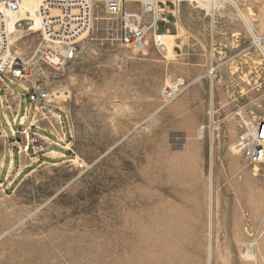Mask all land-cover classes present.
<instances>
[{"label":"rangeland","instance_id":"rangeland-1","mask_svg":"<svg viewBox=\"0 0 264 264\" xmlns=\"http://www.w3.org/2000/svg\"><path fill=\"white\" fill-rule=\"evenodd\" d=\"M171 1L174 14L168 24L157 21L156 31L170 29L183 43L172 55L151 42L142 52L122 47L117 22L98 3L94 14L103 20L76 57L37 76L66 114L71 155L38 161L11 187L0 185V264H208L209 246L212 264H264V163L253 171L234 153L242 119L228 117L244 107L264 119V61L258 65L252 52L255 65L203 79L211 31L226 48L236 38L248 47L252 37L226 3L208 13ZM233 1L252 28L264 30V0ZM36 44L35 34L23 32L12 51L26 61ZM179 79L197 82L160 110L163 84ZM2 80L20 91L8 76ZM211 101L222 123L210 171ZM209 178L218 197L211 210ZM248 250L256 262L245 259Z\"/></svg>","mask_w":264,"mask_h":264},{"label":"built area","instance_id":"built-area-1","mask_svg":"<svg viewBox=\"0 0 264 264\" xmlns=\"http://www.w3.org/2000/svg\"><path fill=\"white\" fill-rule=\"evenodd\" d=\"M23 1L0 0V78L8 76L11 82L29 83L30 102L46 98L45 91L36 80L43 68L59 71L76 57L80 43L98 20L94 14L98 3L102 5V12L117 22L118 42L122 47L142 52L151 42L158 52H167L164 41L167 33L159 34L156 23L162 21L167 24V3H172L175 8L171 0H32V16L29 10L23 8ZM22 10L24 13L21 18ZM12 14L17 17L11 18ZM35 23L38 27L33 34L37 37V44L30 57L22 61L14 55L10 39L20 32L31 33ZM233 42L236 46L223 47L211 34L209 61L203 79L212 81L221 68L239 70V67L248 63L255 65L252 52H258V49L254 39L250 46L242 48L239 47V39ZM196 82L197 79L189 82L166 81L161 88L162 106L159 109L169 106ZM237 97L233 96L234 101ZM258 100L259 97L252 99L248 105H256ZM243 108L231 114L242 119L233 148L255 171L257 166L264 163V119L256 118L251 111H242ZM208 116L210 128L213 115L208 113ZM202 135L203 131L200 130L197 138ZM75 167L81 170L85 165L78 161Z\"/></svg>","mask_w":264,"mask_h":264},{"label":"crops","instance_id":"crops-1","mask_svg":"<svg viewBox=\"0 0 264 264\" xmlns=\"http://www.w3.org/2000/svg\"><path fill=\"white\" fill-rule=\"evenodd\" d=\"M171 8L173 5L168 6L165 17L167 24L168 17L174 14ZM211 24H214L213 17ZM253 30L259 37H264V30L256 23H253ZM162 33H170V29ZM174 38L172 51L183 45L176 35ZM177 42L179 45H176ZM2 81L1 77L0 85ZM11 83L17 85L20 91L15 92L6 84L0 89L5 92L0 94V185L6 189L14 185L34 163L55 164L71 155L67 117L58 99L45 92L46 98L30 102L27 83Z\"/></svg>","mask_w":264,"mask_h":264},{"label":"bare ground","instance_id":"bare-ground-1","mask_svg":"<svg viewBox=\"0 0 264 264\" xmlns=\"http://www.w3.org/2000/svg\"><path fill=\"white\" fill-rule=\"evenodd\" d=\"M189 2L194 6V8L196 9H201V10H205L207 11L208 13L211 12L213 13V11L215 10H219V9H222L224 8L225 6V3L227 5H229L231 8L234 9L237 17L239 18V20L241 21V23L244 25L246 31L248 32V34L252 37V39H254V43H255V46L257 47L258 49V52L261 56L260 58V61H258V65H261L264 61V44H263V41H264V38L262 37H259L258 35L255 34L253 28H252V24H251V21L249 19V15H246L244 14L240 8L238 7V5L233 1V0H189ZM33 5H34V2L32 0H24L23 1V8L25 10H29L31 12V16L33 15L32 12H33ZM23 10L21 11V18L23 17ZM17 16L15 14H12L11 15V18H16ZM99 18V17H98ZM110 18V17H109ZM101 18H99L100 20ZM103 19H101L102 21ZM37 23H35V25L32 26L31 28V33H35L37 31ZM22 34V32L20 33H17V34H14L11 39H10V45L12 47H14V45L16 44V42L20 39V35ZM173 40H174V35L170 34V33H167L164 37V41H165V45H166V48H167V54L169 55H172V44H173ZM14 51V55H16L19 58V53L18 51L16 50H13ZM179 82H181L182 80H178ZM212 93H213V88L212 90H210ZM211 98H212V95H211ZM210 112L209 114L213 115V118H212V125L210 126V130H209V140L212 142L211 143V149H210V171H211V167H212V148L214 146V139H218L219 138V133H218V130H219V125L222 123L221 121H215L214 120V111L213 110V106H212V101L210 102ZM236 115V114H235ZM232 116L231 118L234 117V114L233 115H229L228 117ZM228 119V118H227ZM226 119V120H227ZM202 130L204 132V127H200L198 130H197V133ZM215 133V134H214ZM199 140H203L204 139V134L202 135V137L198 138ZM234 153L238 154L234 148L232 147ZM255 173V172H253ZM253 177H257L253 174ZM209 183H210V189H209V208L210 210L212 209V206H213V200H214V203L215 205L217 206L218 204V197L216 195L215 199H214V196H213V182H212V179L209 178ZM210 213V212H209ZM250 244V243H249ZM253 244V243H251ZM251 247V246H250ZM254 247V246H253ZM245 259H249L253 262H256V259H257V256H256V253H254L253 251L251 250H248L246 251L245 255H244ZM211 259H212V249H211V246H209V249H208V253H207V263L208 264H212L211 262Z\"/></svg>","mask_w":264,"mask_h":264}]
</instances>
